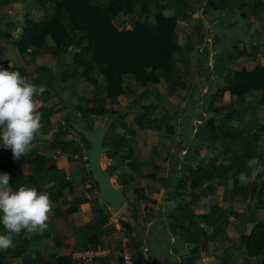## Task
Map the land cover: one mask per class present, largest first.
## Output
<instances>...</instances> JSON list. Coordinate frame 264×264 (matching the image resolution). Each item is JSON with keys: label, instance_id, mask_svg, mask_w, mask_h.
<instances>
[{"label": "crops", "instance_id": "crops-1", "mask_svg": "<svg viewBox=\"0 0 264 264\" xmlns=\"http://www.w3.org/2000/svg\"><path fill=\"white\" fill-rule=\"evenodd\" d=\"M29 1L30 0H0V45L10 43L13 39L21 36L25 23V13L28 4L27 2ZM92 1L94 3L101 4L110 0ZM166 1L167 0H159V3L162 4ZM228 1L223 0V3L219 7L214 8L217 14H215V12L213 14L210 12L208 13L212 21H206V23L208 24L211 34H213V32L218 33L216 35L217 37L221 35V33H224L225 27L222 26V28H215L214 26L216 24L213 20L217 19L216 17L220 15L224 18H227L224 14L225 6L229 7L231 10ZM239 1H245L244 3H246L248 1L253 2L254 0ZM261 1L264 0H257V2L255 0V3H253L252 6L258 4ZM187 2V10L191 11L189 9L190 0H187ZM207 3L209 4L208 0ZM208 6L209 5H207L205 13L208 12ZM261 6H264V4H261ZM138 8L139 7L136 5L134 11L120 13L116 16L115 23L120 28H128L136 20L143 21L147 19L150 22H155V17L158 12L155 7H150V13L146 14H139ZM167 10H171V8L164 10V14L166 16H172L174 14V9H172L173 13L171 15L166 13ZM125 18H127V21H125ZM256 33H258L257 35L259 36L255 37V40L252 41H256V44L259 46L261 51V49H264V31H257ZM204 36H202V38ZM256 39L261 41L260 44ZM252 41L239 42V47L243 48L244 43H251ZM48 42V47L35 57H32L30 52L25 54H19L17 52L14 54L11 53L14 55V59H4L0 53V67L7 68L8 65L11 64V68L9 70L19 71L22 76L29 78L32 83L38 86H44L45 91L36 97V99L39 101L38 111L44 108L46 110L45 114L41 113L42 128L40 131L41 133L46 134L50 130L55 129V133L50 140L44 138V136L39 133L37 134L36 139L33 142V147L27 152V154L24 155L28 162L23 165L21 174L9 173L12 177L10 183L14 190L23 184L26 186L35 187L40 192L47 191L49 193L53 206L52 211L49 214L48 229L42 234L37 233L28 236L22 231L18 236H15L14 247H10L6 251L0 250V264H86L80 263L78 260H76L73 253L77 250L91 248L98 244L109 248V250L112 251L111 255L108 257L99 258L90 264H101L102 261L107 264H117L119 262L122 263L119 260L117 253L120 249L121 238L124 235H128L132 239L136 251L134 256L135 259H137V256L138 258L140 256H146L148 257L151 264H209L212 263V260L216 259H220L221 264H258L257 257H247L246 251L241 242V238L239 242L233 245L235 240H233L231 236L228 235L227 227L225 228V226L229 225L227 222H222V227L224 228L223 232H221L219 235L213 236V239L210 238V234L213 232L215 227L213 221L209 223L205 221V219L203 220V218H199L197 219L199 224L198 222H193L192 227H197L199 232H202V229L206 232H202L200 238H198L197 241L195 239L200 251L196 253V256L191 252V248H193L195 244L188 243L187 239L184 237L185 232H187L186 230L189 228L187 226L189 222H181L183 221L182 211H184V207L180 206V204L186 202L183 198V194L185 192H181L179 187L175 186V181L178 180V170H176V179L174 181L172 179L171 183L167 186V190H175V196L173 195L172 197H167L173 204H171L169 201L165 202L166 200L163 201L161 196L159 197L160 199H155L157 203L153 211L154 214L150 216L151 219L147 216V214H144L141 216V218H139L137 212L134 215L135 211L132 212L131 217L119 216V213L115 212L112 206L104 202L97 187H93V176H91L90 166H87L88 163L85 160V157H87L89 154L90 148L86 144L83 147L73 142L74 132L68 127V116L76 117V105L78 103L93 107L96 106L92 104L93 102L102 101V104L105 107H114L111 103V98L107 96L105 91V80L99 73L96 72L97 68L95 67V63L93 64L94 68L92 69L91 74L92 78L98 79L97 83L84 78L80 73H74V69H78L75 64L74 57V53L77 50L75 45H73L69 52L59 56L55 53L56 46L54 41L48 37ZM205 45L206 50H208V44ZM216 59H218V55H216ZM248 59H251L250 62L253 63L251 67L246 65L248 69H253L257 64L264 65V53H259L256 59L248 57L245 59H240L237 62L230 59L233 64L228 66L232 68L230 76L232 75V71L238 68V65H245V60ZM183 60H185V58ZM240 61H242L244 64H242ZM215 62L213 67L216 64ZM222 63L224 64L225 61ZM52 66H54L55 70H53ZM79 70H81V68H79ZM62 72L69 74L68 80H62ZM229 72L230 71H228L227 74ZM176 75L181 76V74H178L177 72ZM230 76L227 78L228 81ZM163 80L164 79H162L161 82ZM183 80L186 81L185 79ZM132 81H135L136 86L142 85L144 87L140 93L143 97L145 96L148 98V100L152 99L150 93L154 95L157 93L158 97H161V91L159 89L152 88L148 91L147 85L149 84L142 83L141 80L135 78L132 74H126L123 81L124 86L127 88V86L130 85L131 88L135 90V96H137L136 93L138 90L137 87L133 85ZM222 85H225V83ZM185 87L176 85L174 88L171 87V91L177 93L178 88L180 91V89L183 90ZM126 94H128V92L120 95L119 98ZM228 95L229 100H225V97ZM260 95V92L252 91L246 94L245 102L240 104L237 101L236 96H232L229 91H226L223 96V101L224 103L227 101V117L218 121V112L216 109H214V107H212L213 116L209 117L206 122H212V127L217 132L221 131L222 129H229L233 131V127H235L237 130H240L243 133L236 141L230 138L224 140L221 139L216 144L209 146L210 148L207 147L206 149H211L212 153L219 144L223 146L224 149H228L229 147L232 148L234 145L245 146L247 148L250 146L260 148L259 145L263 140L264 135V131H262V128L264 127V121L260 124V130H258L257 127H254L253 131L255 139L251 136V129L245 127L246 124L244 121L246 113H253L254 108L264 107L263 104H260ZM104 99H106V104ZM230 104H233V106L231 107ZM49 112L50 114H46ZM98 116L99 119H102L107 115H90L75 119L89 127L91 126L92 128H95L99 126L97 124L98 121L101 122L98 119ZM257 117L259 116H256L255 121L261 122L263 116L259 118ZM233 121L243 123L240 125L235 124ZM242 138H244L245 141ZM64 140H67L70 143L63 145L61 142ZM254 140L255 142H253ZM0 151L2 153L11 152L10 149H6L2 146V142H0ZM117 152L119 151L114 149L112 150L110 145L107 147L106 158L112 160L108 162L107 165L115 166L116 169L114 173L118 172L116 174L117 178H121L120 174L122 171H124L126 179H136L139 174V167L136 169V171H132L129 165V159L121 158L118 160L116 159L117 154H112ZM260 152L263 154L261 150ZM76 154L79 155L78 158L75 157ZM261 154H259L258 157L261 161V165H264V157L261 160ZM37 155L47 158V161H39L37 162V165H34L32 160H34ZM128 155L129 154L126 156ZM253 155L255 154L253 153ZM202 157H204V155H202ZM213 157H209L208 159ZM215 158L217 159L218 157L216 156ZM212 160L210 159L209 161ZM231 161H229V163H232ZM40 164L45 166L38 171L37 167ZM52 165L54 168L48 169ZM253 169L254 168L250 169V171L253 172ZM151 173H154L152 177H144V179L146 180L147 178H153L147 179V181H158V174L161 172L159 171L155 173L154 171ZM111 178H113V175ZM212 182L213 181H209L203 184L205 188H201L199 191V194H201L200 199L205 197L207 198V196L213 192L215 193L213 188L208 186ZM165 185H167V183ZM118 186H122L123 193L125 194L124 183L121 182ZM223 188L224 190L222 195L225 193V186H223ZM178 189L181 192V195L177 194ZM147 197V199H151L150 196ZM176 197L178 200H174ZM199 200L197 197L193 202L187 203H189L192 208H203L201 210L202 214L210 213L212 209L210 210L208 208V210H206V206H200ZM166 203H170L172 205L171 208L167 209V212H165V209L162 211V208H165L164 206ZM154 206L155 205H153V207ZM178 206L181 211L180 215L178 214ZM103 209L105 210L104 213L101 212ZM226 209L228 208L222 207L221 211ZM146 210L149 209L147 208ZM166 214L169 216L170 214H173V218L174 216L175 218L169 220L166 218ZM195 214L202 215L199 212H195ZM137 217L138 221L134 222ZM122 221L132 224L131 232L129 231L127 225ZM249 224L250 222L244 224V229H247ZM251 230H249L248 233H250ZM198 231L195 232L197 233ZM3 232L4 228L2 223H0V233ZM178 241L180 243H177ZM175 243L177 244V248H174ZM211 244H218L219 246H213L212 249H210L209 246ZM230 244H232L231 247H229ZM227 251L232 257V262H227Z\"/></svg>", "mask_w": 264, "mask_h": 264}, {"label": "trees", "instance_id": "trees-1", "mask_svg": "<svg viewBox=\"0 0 264 264\" xmlns=\"http://www.w3.org/2000/svg\"><path fill=\"white\" fill-rule=\"evenodd\" d=\"M210 1L209 4H215L214 0ZM27 3L22 34L18 38L13 39L12 42L0 45L2 58L14 59L13 54L17 52L19 54L30 52L32 57H35L48 47L49 37L54 41L56 46L55 53L59 56L69 52L73 45H75L77 50L74 53V57L78 69L75 68L74 73L79 72L84 78L97 83L98 79L92 78L91 74L94 68L93 64L95 63L96 72L104 78L105 91L112 102L117 101L119 96L126 92L135 94V90L130 85L127 88L124 86L123 81L126 74H132L144 84H158L164 79L170 83L172 88L176 87V85L185 87V81L180 75H176L175 69L176 62L184 61L183 56L180 55V41L177 38V20H188L193 17L194 13V11L187 10V0H167L162 4L159 3V0H110L101 4L94 3L92 0H30ZM222 3L223 0L216 2L215 8L219 7ZM260 4H264V1L256 5ZM136 5L139 7V14L150 13V7H155L158 11L155 22H150L147 19L143 21L136 20L128 28H120L115 23L116 16L122 12L134 11ZM168 8L174 9L172 16L164 14V10ZM239 42H242V40L238 39L233 43L235 51L230 56L232 61L237 62L240 59L248 57L252 59L257 58L260 48L256 44V41L245 43L243 48L239 47ZM217 55L218 59H220L222 53ZM218 59L216 60L218 61ZM217 63L214 66L215 68ZM237 67L232 71L227 84H219L216 87L215 92L209 99V108L215 102H222L226 91H229L232 96H236L240 104L245 102L246 94L258 91L261 93L260 104L264 105V65L257 64L253 69H248L246 65H238ZM68 79L69 74L62 72V80ZM230 106L232 107L233 104H230ZM158 107L159 102L154 99H149L148 103L142 105L144 110L134 117V121L139 129L162 131L163 122L154 115ZM76 108V117L68 116V127L74 132V135L80 136L89 148L91 147L90 143L74 129V121L78 117L83 118L88 115H117L119 117L122 115L118 109L114 107L107 108L102 103L93 107L78 103ZM39 112L45 114L46 110L44 108ZM46 114H50V112ZM206 124L198 125L193 139L194 148L192 146L189 148L191 156L194 154L198 156L204 147L212 146L221 139L230 138L236 141L243 133L235 127H233V131L222 129L217 132L213 129L212 122H206ZM121 125L124 128H128L124 122ZM129 130L131 132L136 131L133 127H130ZM262 131H264V127ZM118 137L119 140L112 141L109 144L105 143L104 139V146L108 147L110 145L112 150L122 151L123 146L126 144L124 142L125 138L120 134ZM123 142L124 144H122ZM61 143L67 145L70 142L64 140ZM131 150H133L132 146L129 147L130 152ZM106 155L105 152L103 155V166L112 177L116 168L115 166L104 164ZM125 158L130 160L129 165L132 171H136L139 167V161L133 160L132 153H129ZM39 161L45 162L47 158L37 155L32 160L34 165H37ZM26 162L28 160L24 155L18 160H14L12 159L11 152L2 153L0 151V172L21 174L23 165ZM87 162L89 163L88 159ZM44 166L40 164L37 170H41ZM52 168H54L53 165L48 169ZM190 171V174L186 175L187 178L191 179L189 188L196 189L203 186L206 182L217 181L225 186L228 198L235 200L238 196H241L244 201L252 199V202H249L250 206L255 205V208L264 210V178H261L263 172L260 173V181L252 182L250 180L251 184L248 183L245 186L239 183L237 179L239 171L233 170L232 163L224 164L218 162L216 158L210 161L209 164L200 163L195 169L190 167ZM244 172L250 177V168L247 167ZM90 173L92 176L91 169ZM153 175L154 173H148L144 174L143 177H152ZM187 178H178L175 181V186L179 187V189L187 187ZM93 187H97L99 190L98 183L95 180ZM179 189L177 194L181 195ZM136 190L142 192L143 188ZM151 201L156 202L152 198ZM180 206L184 207V211H182L183 221L181 222L188 221L190 223V225H187L189 228L186 230L187 232H185L184 237L188 243L195 244L191 248V252L195 256L200 251L196 241L200 238L202 232L206 231L202 229V232H199L197 227H192L193 222H198L197 219L199 218H203V220L205 219L209 223L213 221L215 227L210 234V238L213 239V236L223 232L222 222L230 224L228 219L229 212L239 217L242 216L235 210H228V212L223 213L226 210L221 211L220 207H214L210 213L197 215L189 203H182ZM101 212L104 213L105 210L103 209ZM136 212H134V215ZM170 216L173 217V214H170ZM255 220L254 218H250L247 221L245 220L244 224ZM122 222L127 225L131 232L132 224L126 221ZM195 231L198 232L196 233ZM241 239L247 257H257L258 264H264V216L262 221H258L251 232L243 234Z\"/></svg>", "mask_w": 264, "mask_h": 264}, {"label": "rangeland", "instance_id": "rangeland-1", "mask_svg": "<svg viewBox=\"0 0 264 264\" xmlns=\"http://www.w3.org/2000/svg\"><path fill=\"white\" fill-rule=\"evenodd\" d=\"M218 1L219 0H214L215 4H208L207 0H190L189 9L194 11V17L190 20H178L177 36L180 41V55L185 58V62L179 61L176 63V72L181 74L182 78L186 80L185 89H180L179 91L178 88L177 93L172 92L170 83L165 80L157 85H147L148 91L152 88L159 89L161 91L160 98L157 93L155 95L150 93V95L152 99L154 98L155 101L159 102V107L155 111L154 115L161 122H163L162 131L139 129L136 125L134 117L144 110L142 105L148 103L149 100L145 96L142 97L140 92H142L144 87L139 84V86H136L135 81L132 82L133 85L137 87V96L130 92L121 96L115 102L111 101L112 105L122 114L120 117L117 115H107L104 118L99 119L98 116V119L101 121H98L97 123L99 126L104 124L108 125L105 143L109 144L113 140H119V134L125 138L124 142H126V144L123 146V150L117 153H112L117 154L116 159L119 160L121 158H125L127 154L132 153L133 160L139 161V174L136 179L133 177L132 180L126 179L124 171L120 174L122 179L120 177H116L118 172L113 174L112 180L115 181L114 184L116 187H118L121 182L124 183V192L127 198V204L125 203L118 211L119 216L131 217L132 212L137 211L139 218H141L144 214H147V216L151 219L150 216L154 214L153 211L157 202H152L151 199H147V196L156 200L161 196L163 201L166 200L165 202L169 201L171 203V200L167 197H172L175 194V190H167V186L171 183L172 179L173 181L176 179V170L179 171L178 178H187L186 175H189L191 172L190 167L195 169L200 163L208 164L210 159H214L217 156L218 162H224V164H229V161L232 160L233 170L241 172L245 171L247 161L254 156L253 153L255 154V157L259 158L258 156L261 154V150L263 153L261 160L264 157V135L263 140L259 145L260 148L253 146L247 148L245 146L234 145L232 148L229 147L228 149H224L223 146L219 144L212 153L211 149H209L210 147L208 149H206L207 147H204L198 156H195V154L191 156L189 154V148L191 146L194 148L193 139L198 125H205L204 123H206V120L213 116L212 107H214V109L218 112V121L227 117V101H225V103L224 101L215 102L210 108L208 103L210 101L209 99L215 92L216 87L219 84H226L228 82L227 78L230 76L232 70V68L228 66L233 65L229 57L235 51L233 43H235L238 39H241L244 42H250L255 40V37L259 36L257 35L258 33H256L257 31H264V6H261V4L252 6V4L255 3V0L253 2L248 1L246 3H244L245 1L241 2L239 0H227L232 11L229 7L225 6L224 14L227 18L220 15L216 17L217 19L213 20L216 24L214 26L215 28H222L223 26L225 27V31L218 37L216 36L218 34L216 32L211 34L206 21H212L208 13L210 12L213 14L215 12L214 8L216 6V2ZM208 2L211 1L208 0ZM207 5H209V9L208 12L205 13ZM166 13L171 15L173 10H167ZM215 14L217 13L215 12ZM125 21H127V18H125ZM202 36L204 37L202 38ZM257 41L260 44L261 41ZM205 44H208V50H206ZM220 53H222V57L217 61L216 55ZM260 53H264V49H261ZM215 61L218 62V67L216 66V68H213ZM222 61H225V63L223 64ZM250 61L251 59L245 60V65H249L251 67L253 63ZM240 62L244 64L242 61ZM228 71L230 72L227 74ZM225 98V100H229V95ZM104 100L106 104V99ZM99 103L103 102H93L92 104L99 105ZM253 110V113L248 112L245 114L244 121L246 124L245 127L251 129V136L255 139L253 129L254 127H257L258 130H260V124L264 121V107L254 108ZM256 116H263L261 122L255 121ZM122 122L126 123L128 128H124V126L121 125ZM233 122L240 125L243 123L236 121ZM130 127L135 128L136 131L131 132L129 130ZM242 139L245 141L244 138ZM124 142L122 144H124ZM253 142H255V140ZM130 146L133 147L131 152L129 151ZM202 155H204V157H202ZM111 156L114 157L113 155ZM209 157L213 158L208 159ZM110 161L112 160L107 159L106 157L104 158L105 165H107ZM87 166H90L89 163ZM154 171L155 173L159 171L161 172L158 174V181L154 180L153 182H150V180L147 181V179L153 178H147L145 180L144 177H142L144 174H150ZM252 171L253 172L250 171V180H252V182L260 181L259 177L261 176V172H263L261 178H264V168H254ZM253 174L254 179H251ZM257 174L259 176H257ZM166 183L167 185H165ZM190 183L191 179L188 177L187 187L180 188L181 192H185L183 194V198L186 202L184 203L193 202L197 197L199 200L201 196L199 191L201 188H205V186H201L197 189H191L189 188ZM208 186L212 187L215 193L213 192L207 196V198H201L199 200L200 206H206V210H208V208L211 210L214 207H225L228 208L225 212L232 209L238 211V213L242 215L239 217L230 214V212L228 213L230 224L225 226V228L227 227L228 235L235 240V243H232L235 245L240 241L243 234H247L249 230H251L255 223L262 221L264 210L255 208V205L250 206L249 202H252V199L244 201L241 196H238L235 200L228 198L226 195V189L224 195H222L224 185L222 186L220 182L213 181ZM138 188H143L142 192H138L136 190ZM174 200H178V198L176 197ZM170 203H166L164 206L165 208H162V211L165 209V212H167V209L171 208V204H173ZM153 205L155 206L153 207ZM147 208L149 210H146ZM177 209L178 214L180 215L181 211L179 206ZM202 209L203 208L200 209L199 207H196L194 208V211L202 214ZM138 217L134 220V222L138 221ZM166 218L169 220L174 219L169 215H167ZM250 218H254L256 220L250 221L248 228L244 229L243 225L245 220L247 221ZM188 225H190V223H188ZM177 243L180 242L178 241ZM232 244H230L229 247H231ZM213 246L219 245L211 244L209 248L212 249ZM174 248H177L176 243L174 244ZM226 255L227 262H232V257L228 251L226 252ZM209 264H221V261L220 259H216L212 260V263Z\"/></svg>", "mask_w": 264, "mask_h": 264}, {"label": "clouds", "instance_id": "clouds-1", "mask_svg": "<svg viewBox=\"0 0 264 264\" xmlns=\"http://www.w3.org/2000/svg\"><path fill=\"white\" fill-rule=\"evenodd\" d=\"M10 68L11 64L0 67V142L11 150L12 159L18 160L33 147L38 133L50 140L55 129L46 134L40 131L42 116L36 97L45 91L44 86L32 83ZM247 167L264 168V165L259 158L252 157ZM11 179L8 172H0V223L4 228L0 233V250L3 251L14 247V237L22 231L28 236L45 232L53 206L47 191L40 192L23 184L14 190ZM237 179L241 185L250 183L244 171L238 173Z\"/></svg>", "mask_w": 264, "mask_h": 264}, {"label": "water", "instance_id": "water-1", "mask_svg": "<svg viewBox=\"0 0 264 264\" xmlns=\"http://www.w3.org/2000/svg\"><path fill=\"white\" fill-rule=\"evenodd\" d=\"M73 127L90 143L88 160L93 179L98 183L101 198L118 212L127 202L122 186L116 187L109 172L103 166V155L107 151L104 139L108 128L107 124L91 128L76 120Z\"/></svg>", "mask_w": 264, "mask_h": 264}, {"label": "built area", "instance_id": "built-area-1", "mask_svg": "<svg viewBox=\"0 0 264 264\" xmlns=\"http://www.w3.org/2000/svg\"><path fill=\"white\" fill-rule=\"evenodd\" d=\"M73 141L79 146H85V142L78 135H74ZM75 157L78 158L79 155L76 154ZM87 159L88 157H85V160ZM111 252L112 251H110L106 246L98 244L91 248L77 250L73 253V255L80 263L90 264L99 258L110 256ZM135 252V246L132 242V239L128 235H124L121 238L120 249L117 253L119 260L122 263L119 262L117 264H151L148 257L146 256H140L139 258L137 256V259H135ZM101 264L107 263L102 261Z\"/></svg>", "mask_w": 264, "mask_h": 264}]
</instances>
